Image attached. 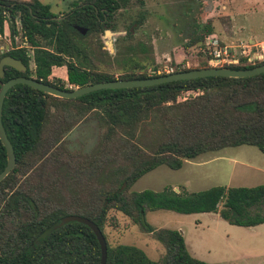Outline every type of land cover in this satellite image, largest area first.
Wrapping results in <instances>:
<instances>
[{
    "label": "trees",
    "instance_id": "1",
    "mask_svg": "<svg viewBox=\"0 0 264 264\" xmlns=\"http://www.w3.org/2000/svg\"><path fill=\"white\" fill-rule=\"evenodd\" d=\"M132 1L85 0L56 15L39 0H0V34L7 25L16 34L19 22L30 46H14L0 54V61L11 56L27 67L26 72H19L6 66L0 82L23 76L71 91L102 82L158 77L152 74L155 69L140 72L133 68L116 78L91 66L86 37L103 31L100 19L104 14L112 15ZM76 26L88 33L82 35ZM212 34L213 28L207 26L188 46H205ZM261 65L264 61L249 57L224 67L246 70ZM64 66L66 81H56L53 69ZM205 68H211L207 59L196 69ZM190 70L177 64L174 73ZM189 93L194 95L180 101ZM89 120L98 123L101 134L92 153L80 160L65 148V137ZM2 121L17 164L0 183V264H209L190 254L180 231L156 229L147 222V215L161 210L187 215L215 213L237 226L264 224L260 210L264 185L213 187L187 194L172 187L162 192L131 191L155 169L179 170L186 161L206 153L240 146H254L264 153V74L101 90L77 99L57 98L17 85L6 95ZM7 163V150L0 140V173ZM113 210L163 246L165 253L158 261L136 246L108 242L105 228ZM71 216L85 218L101 230L107 246L105 263L98 237L83 223H67L43 237L53 225Z\"/></svg>",
    "mask_w": 264,
    "mask_h": 264
},
{
    "label": "rangeland",
    "instance_id": "2",
    "mask_svg": "<svg viewBox=\"0 0 264 264\" xmlns=\"http://www.w3.org/2000/svg\"><path fill=\"white\" fill-rule=\"evenodd\" d=\"M40 1L60 15L69 12L73 3L85 0ZM207 26L213 28L212 36L222 44L244 43L256 51V45L264 42V0H133L116 15L111 36L102 31L88 35L85 42L92 54L91 66L116 78L133 68L164 72L166 67L175 70L179 64L181 68L196 69L206 62L204 46L188 45L202 36ZM15 27L16 34L9 25L0 34V54L14 46L30 49L20 23ZM29 53L33 55L32 50ZM30 66L34 69L33 60ZM66 73L67 67H55L53 78L66 81ZM192 95L184 94L180 101ZM100 134L96 121H85L65 137V148L83 160L95 149ZM260 185H264V153L254 146H240L188 160L179 170L161 166L138 180L131 191L162 192L172 187L187 194L213 187ZM260 210L264 213V205ZM147 222L156 229L180 231L190 254L209 264H264V224L242 227L215 213L187 215L170 210L149 213ZM105 234L111 245L136 246L154 261L165 253L152 234L114 210L109 214Z\"/></svg>",
    "mask_w": 264,
    "mask_h": 264
},
{
    "label": "water",
    "instance_id": "3",
    "mask_svg": "<svg viewBox=\"0 0 264 264\" xmlns=\"http://www.w3.org/2000/svg\"><path fill=\"white\" fill-rule=\"evenodd\" d=\"M83 35L87 34V29L83 27H75ZM108 35H112L111 31H107ZM255 42V41H254ZM112 46V43L109 42ZM6 66L12 67L19 72H26L27 67L20 61L11 56H5L0 61V79L4 77V68ZM264 74V65L255 67L253 69L246 70H236L226 67H211L205 69H193L190 71H184L179 73H172L168 75H161L158 77L148 78V79H135V80H115L110 82L96 83L93 85H88L85 87L77 88L71 91L62 90L51 85H47L41 81H38L30 77H17L11 79L5 83L0 82V140L2 141L4 147L7 150L8 163L3 172L0 173V183L15 169L17 164L16 154L12 143L10 142L6 130L3 126L2 113L3 105L7 93L17 85H27L34 89L40 90L46 94L52 95L57 98L63 99H77L101 90H117V89H129V88H139V87H152L163 85L167 83L201 79L206 77H229V78H248ZM79 222L89 226L96 236L98 237L103 251V263L106 262L107 257V246L106 240L96 224L93 222L77 216H71L63 218L59 223L53 225L50 229L44 233L43 237L50 235L55 230L61 228L67 223Z\"/></svg>",
    "mask_w": 264,
    "mask_h": 264
},
{
    "label": "built area",
    "instance_id": "4",
    "mask_svg": "<svg viewBox=\"0 0 264 264\" xmlns=\"http://www.w3.org/2000/svg\"><path fill=\"white\" fill-rule=\"evenodd\" d=\"M250 46L240 43L236 45L222 44L215 36L207 38V43L202 49L205 58L212 67H224L226 65L239 64L243 58L251 57V60L264 61V42L257 44L256 51H251ZM174 69L166 67L164 72L154 70L152 74L157 76L168 75L174 73Z\"/></svg>",
    "mask_w": 264,
    "mask_h": 264
},
{
    "label": "flooded vegetation",
    "instance_id": "5",
    "mask_svg": "<svg viewBox=\"0 0 264 264\" xmlns=\"http://www.w3.org/2000/svg\"><path fill=\"white\" fill-rule=\"evenodd\" d=\"M92 7H95V4L94 3H91L90 4ZM81 6V5H80ZM123 9H124V6H121L120 8H118L115 12H113V14L112 15H109L108 13L107 14H104V19L103 20H101L100 19V21H102L103 22V25H105L104 26V29H103V32H104V34L105 35H108L107 34V31H111L112 32V29H113V22H114V20L116 19V15L120 12V11H123ZM95 10H96V13L98 14V10H97V8H95ZM103 11H105L104 9H103ZM64 18V17H63ZM98 19L100 18L99 16L97 17ZM80 27V26H79ZM86 29V28H85ZM87 33H88V29H87ZM82 34V33H81ZM113 34V33H112ZM83 35V34H82ZM86 35V34H85ZM108 36H111V35H108ZM112 43V42H111ZM113 44V43H112Z\"/></svg>",
    "mask_w": 264,
    "mask_h": 264
},
{
    "label": "crops",
    "instance_id": "6",
    "mask_svg": "<svg viewBox=\"0 0 264 264\" xmlns=\"http://www.w3.org/2000/svg\"><path fill=\"white\" fill-rule=\"evenodd\" d=\"M21 1H30V0H21ZM40 1V0H39ZM250 41H252V40H250Z\"/></svg>",
    "mask_w": 264,
    "mask_h": 264
}]
</instances>
